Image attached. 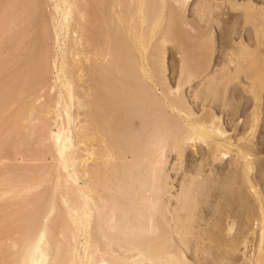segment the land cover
<instances>
[{
  "label": "bare ground",
  "instance_id": "obj_1",
  "mask_svg": "<svg viewBox=\"0 0 264 264\" xmlns=\"http://www.w3.org/2000/svg\"><path fill=\"white\" fill-rule=\"evenodd\" d=\"M190 1L0 0V264H264V0L196 3L255 39L210 75L215 31ZM239 84L252 108L232 138L213 108L235 120ZM187 148L229 172H187L172 212L165 166Z\"/></svg>",
  "mask_w": 264,
  "mask_h": 264
},
{
  "label": "rangeland",
  "instance_id": "obj_2",
  "mask_svg": "<svg viewBox=\"0 0 264 264\" xmlns=\"http://www.w3.org/2000/svg\"><path fill=\"white\" fill-rule=\"evenodd\" d=\"M198 1H200V0H192V2L190 1V3L187 6V9H186V16L188 17L189 20H191L190 22L194 21L192 23H195V24L198 22L199 25L203 29L210 30V29L213 28V30L215 31L214 34H215V49L216 50L214 51L213 58H212V63H211V66L209 68V71H208V75H210V74H212V72H214V70L216 68L221 67L223 65L224 59H225V55L223 56V54L225 52L224 48L226 49L227 47L230 46V44H232L234 42L235 43L240 42L241 40H242V42L244 41V43L248 44L250 47H254L253 44H254L255 39H254L253 34L251 32L252 29L249 26L248 27L245 26L243 29L241 28V26H238L237 29H236V32L234 31L233 34L230 33L229 32V28H230V23H232V19H233L232 16H230L228 18V21H227L228 25L226 24V25L220 26L218 28L216 27L217 26L216 24L209 25L205 20L201 21V19L198 16V13H197V5H196V3ZM214 1L215 2H220V0H214ZM239 1L242 2L243 0H239ZM252 1L255 4H257V5H261L262 4V0H252ZM227 15H229V14H226L225 16H227ZM225 16H223V17H225ZM230 18H231V20H229ZM203 22H205V23H203ZM231 34H232V36H231ZM60 36H61V34H59V38H60ZM62 40H61V44L64 43V41L62 42ZM169 52L170 53L166 54V63H167L168 68H169V70H167V77L169 78V81L172 84L173 83L172 79L174 78L173 68H174V65H176V61H175L176 60V56L174 57L173 49H172L171 46H169ZM231 65H230V67H231ZM231 68H233V66ZM199 83L200 82H195L191 86L185 88L186 96L188 98V101H189V103L191 104V106L193 107V109L196 112H200L201 106H200L199 103H194L193 102L192 92L197 87V85ZM243 83H245L244 77H242V80H241L240 84H243ZM240 84L236 87V89L232 86L234 88V90H233L232 87H230L229 92L227 93V96H228L227 100H229L228 102L230 103L229 105H231V106L234 105L232 107H235V105H236L235 108H237V111H238V116L237 117L240 118L239 119L240 120L239 123H238V120H236L237 117L234 118L235 120H231V118H230L231 114L229 113V110H227V111L224 110V112H221L220 109L217 107V105H215V106L213 105L214 106V108H213L214 111H216L217 114L222 116L223 122H224V126L228 130V133L230 134V136L232 138H235L237 135H239V134L244 132L245 123H246L248 115L250 113L249 111H251V108H252V102L250 100V97H249L248 93L243 91L242 87H240ZM231 106H230V108H231ZM234 127H236L235 130H234ZM260 128H259V131L256 133V138L257 139L254 138V140H253L254 147H255V143H256V147H259V150L262 149V146L264 144V136H263L264 134H262V133H264V128H262V127H260ZM199 151H202V150L199 149L198 152ZM183 157H184L183 160H179V159L176 158L175 153L174 154L171 153V154H169V157H168L169 159H167L168 163L165 166L166 174L169 175L168 176L169 177L168 178L169 179L168 182L170 183V186H169L170 191L165 196V198H164L165 200L164 201L167 203V204L166 203L165 204L169 207L170 211H172V212H173L174 208L176 207L175 206L176 205V197H178L179 194H180L179 191H180V188H181V183H182L181 181L183 180V178H184V176H185V174L187 172H189L191 174L197 168H199V165L201 164V161H202V153L199 152V153H196L194 155L193 151H191V148L190 149L187 148L186 152H185V155ZM181 161H183V162H181ZM259 161L260 162H258L259 164L257 166V170L259 171V173H257V177L258 178L257 177L256 178H257V180L259 182L260 181L263 182V183H260V185H261V188H262V190L264 192V180H263V176L260 175V172L264 169V154L263 153L261 154ZM2 163L4 165L8 166V170H9L10 174H12V175H19L20 174V171L17 170V166L12 164L10 159H3ZM228 163H229L228 160L224 159L221 162H214L213 164H211L213 166V169L211 168V165L209 166L210 163L209 164L206 163L207 165L204 164V166H202V164H201V166L204 167L203 168L204 172H209V170H211L212 173L214 172L211 175L217 177V174H218V177H220V176L226 175L229 172L228 169H229L230 165H228ZM211 199L215 200L214 197H212ZM214 200H212V201H214ZM208 212H210V211H208ZM208 214H210V213H208ZM203 226H204V223L201 222V227H203ZM254 247H255V244H254V246L252 245L249 249L252 252H254L252 250ZM187 256L189 257L188 259L190 261L199 262L198 261L199 259H197L198 257L196 258L195 256H192V253H190V254L188 253ZM192 257H193V259H192ZM194 257H195L196 260L194 259ZM199 264H201V263L199 262ZM202 264H204V263L202 262ZM206 264H208V261H207Z\"/></svg>",
  "mask_w": 264,
  "mask_h": 264
}]
</instances>
